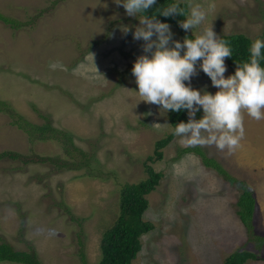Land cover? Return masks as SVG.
<instances>
[{"label": "rangeland", "instance_id": "obj_1", "mask_svg": "<svg viewBox=\"0 0 264 264\" xmlns=\"http://www.w3.org/2000/svg\"><path fill=\"white\" fill-rule=\"evenodd\" d=\"M191 2L213 5L193 35L213 24L220 36L264 38V0ZM0 13L21 23L13 29L0 22V100L30 123L43 124L42 114L58 131L74 135L70 152L56 140L32 141L0 112V154L77 165L68 170L0 161V243L19 250L33 246L43 264H83V256L97 264L101 240L120 212L121 188L144 181L149 164L164 177L148 196L144 216L155 229L143 236L133 264H224L238 251L257 256L246 264H264V119L243 114L245 134L235 151L194 144L243 185L205 167L194 154L180 156L191 145L176 136L157 159L155 144L173 128L169 112L140 101L134 91L131 68L143 41L131 31L124 35L119 25H137L136 17L114 0H0ZM170 26L174 38L183 40ZM55 61L58 66L51 68ZM231 73L227 65L225 76ZM192 85L218 90L202 70ZM244 187L256 198L252 231L237 215Z\"/></svg>", "mask_w": 264, "mask_h": 264}, {"label": "clouds", "instance_id": "obj_2", "mask_svg": "<svg viewBox=\"0 0 264 264\" xmlns=\"http://www.w3.org/2000/svg\"><path fill=\"white\" fill-rule=\"evenodd\" d=\"M114 3L122 5L127 16L139 20L137 25L119 27L124 35L131 31L134 40L143 41V52L131 68L138 86L134 91L141 97L140 101L158 105L159 112L186 110L188 119L178 121L172 129L182 143L215 144L221 150L235 151L245 134L243 114L264 119V64L261 63L264 38L254 39L248 59L236 61L234 73L225 76V57L233 55L231 46L214 31L213 24L193 35L195 29L205 24L213 5L205 7L189 0L186 10L181 7V0H173L158 7L157 15H151L148 10L157 0H114ZM175 14L184 17L178 24L184 30H191L190 37L175 39L170 24L158 18V15ZM89 54L94 60V54ZM58 64V61L50 62L49 66L56 68ZM200 70L217 87L215 93L206 86L192 85V78ZM198 112H202L199 118Z\"/></svg>", "mask_w": 264, "mask_h": 264}, {"label": "trees", "instance_id": "obj_3", "mask_svg": "<svg viewBox=\"0 0 264 264\" xmlns=\"http://www.w3.org/2000/svg\"><path fill=\"white\" fill-rule=\"evenodd\" d=\"M171 2H173V0H157V3L148 10L149 14L157 15L158 7L166 6ZM181 7H184L187 10L188 4L186 2H181ZM158 18L161 21H167L170 25L178 28V31L183 38L186 35L189 37L191 36L178 24L179 20L184 19L182 15L175 14L174 16L169 17L158 15ZM0 22L9 25L13 29L21 27L20 22L12 18L5 17L2 13H0ZM221 38L231 46L233 55L225 57V62L227 63L230 71L234 73L235 68L237 67L236 61L242 62L248 59L249 46L256 38L251 39L243 34L223 35ZM261 63L264 64V60H261ZM35 111L38 112L37 109H35ZM0 112L8 114L14 120L12 124L25 131L32 141L56 140L64 144L67 151L71 149L68 145L74 146V135L55 129L48 116L39 114V117L45 120V122L41 125L34 124L32 122L30 123L22 115L17 113V111L13 109L9 103L2 100H0ZM187 119L186 110H181L180 112H173L169 110V123H172L170 124L172 128H174L175 123L178 121H186ZM174 137L173 133H171L155 144V154L157 155V159H162L163 153L160 150L171 144ZM75 149L76 148H74V150ZM188 153L199 157L205 167L217 171L218 174L229 180L231 183H242L231 177L219 161L208 156L206 149L203 146L191 145L190 147L181 150L179 155L181 156L182 154ZM6 158L10 160H20L23 161L24 164H52L58 168L65 167L68 170H74L77 167V165L69 162L63 163L64 161L57 158L41 156L26 157L11 151L0 154V161ZM149 160L155 161L153 156H150ZM145 171L147 173V178L144 181L137 184H125L121 188L119 202L120 212L112 227L105 232L101 240V259L97 264H133L142 251L143 236L155 229V225L152 222L146 221L144 216L150 204L148 196L155 192L160 186L164 174L162 172H157L155 168L149 164H145ZM243 190L244 192L239 197L237 202V215L245 228L252 231L254 214L256 212V198L250 189L244 187ZM262 242L264 243V239ZM256 258L257 256L252 252L238 251L227 256L224 264H246L248 260H254ZM82 261L84 262L83 264H87L84 256L82 257ZM6 263L43 264L38 251L33 246H30L28 250H19L8 242H1L0 264Z\"/></svg>", "mask_w": 264, "mask_h": 264}]
</instances>
